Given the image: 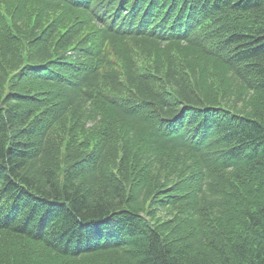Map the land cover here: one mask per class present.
Here are the masks:
<instances>
[{"label":"trees","instance_id":"1","mask_svg":"<svg viewBox=\"0 0 264 264\" xmlns=\"http://www.w3.org/2000/svg\"><path fill=\"white\" fill-rule=\"evenodd\" d=\"M7 1L14 29L8 35L0 22L5 264H32L37 252L50 264H264V0ZM135 48L151 60L145 73ZM211 64L222 70L219 87ZM108 83L137 102L110 101ZM68 115L86 142L105 130L101 142L57 143L55 127Z\"/></svg>","mask_w":264,"mask_h":264},{"label":"rangeland","instance_id":"2","mask_svg":"<svg viewBox=\"0 0 264 264\" xmlns=\"http://www.w3.org/2000/svg\"><path fill=\"white\" fill-rule=\"evenodd\" d=\"M5 8H7L8 10H11V4L9 3L8 4V1L5 0L4 3H2ZM4 6H1V14H2V17L1 18V26L3 27V31L4 33H8L11 34L13 31L11 28H13V22L12 20L14 19L13 16L11 15V11L7 12L4 9ZM34 8H30V21L32 22L34 17L35 19L38 18V12H39V9L35 6H33ZM11 12V13H10ZM54 13V14H53ZM63 13V10L58 12V14L54 11H51L49 12L47 15H45L42 19L43 21L48 22L51 20V19H60V15ZM13 14V13H12ZM70 18L68 20H66V23L61 27V31L62 32H65L66 29H65V26H69L71 24H74L75 23V20H77V18L73 15V16H69ZM14 29V28H13ZM85 30L81 33V34H78L76 36V39L77 40H80L81 38H83L85 36V34L90 30L89 27H86L84 28ZM216 48V45H213L211 47L212 50L216 51L215 50ZM143 49H140V48H135L134 49V53H133V57L136 59V62H137V66H138V69H142V70H146L148 65L151 63V60H149V58L147 57L146 54H143ZM119 57V58H118ZM121 57L122 56H117V55H114L113 58L115 59H119L121 60ZM173 57L175 59V64L178 65L180 64V66H182L181 64V61H182V56L180 55V53L178 52H174L173 53ZM122 61V64L124 65L125 69H126V65L124 63L123 60ZM169 65V62H167L166 64V67H168ZM182 70V69H181ZM105 72H107V70H104ZM166 71H162V75H165ZM181 73L183 74V72L181 71ZM209 75H210V78H212L213 82L216 84L217 87L220 86L221 84V81H222V70L220 68H215L213 66V64H211V67H210V72H209ZM238 98V97H237ZM256 99H258L256 97ZM57 102H55L54 104L52 103L51 105V108L52 106L55 107L57 104ZM240 104L242 105H245V102L241 101L239 102ZM71 121H72V116L68 115V118H67V123L66 125L64 124H57L56 127H55V137L57 138V143H61L60 141L61 140H65L64 141V144L63 146H74L76 144L82 146V147H90V149H93L97 144H99L101 142V137H100V132L101 131H105L103 129H100L98 128V130L96 131V135H90V139L91 141H85L86 140V136H84L83 134H81L82 131H80L79 129H73L70 124H71ZM160 125L159 124H155L154 127L155 128H158ZM161 130H165L166 131V128H161ZM100 131V132H99ZM117 135L119 134H124V129L122 127V125H118L117 126ZM141 162L139 160H136V164H134V167L132 168V171L133 172H137L139 167L138 165L140 164ZM108 168L107 170L108 171H111L112 169H114V165L113 163L110 161L108 164ZM131 174H133L131 172ZM221 223L220 220H217L216 221V225ZM243 227V225H242ZM248 232V231H247ZM10 245H11V241L5 236V233H2L0 232V264H5L7 262V260L5 259L6 258V253L8 251H10ZM5 256V258H3ZM37 257H39V259L42 261L43 264H50V258L48 257H44L42 256V254L40 255L39 252H37V254H35L34 256H32L31 260H32V264L35 262L36 259H38Z\"/></svg>","mask_w":264,"mask_h":264}]
</instances>
